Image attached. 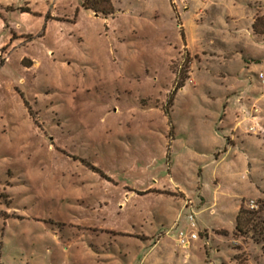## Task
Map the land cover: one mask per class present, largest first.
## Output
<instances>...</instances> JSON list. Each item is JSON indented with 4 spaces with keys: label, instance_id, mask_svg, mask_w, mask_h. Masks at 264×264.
Wrapping results in <instances>:
<instances>
[{
    "label": "rangeland",
    "instance_id": "obj_1",
    "mask_svg": "<svg viewBox=\"0 0 264 264\" xmlns=\"http://www.w3.org/2000/svg\"><path fill=\"white\" fill-rule=\"evenodd\" d=\"M171 1L169 39L185 21L213 31L204 46L166 42L153 27L129 33L124 19L89 11L75 25L82 0H0V264H107V255L133 264L146 253L137 243L147 251L152 242L107 227L169 230L180 204L143 191L161 178L181 184L196 209L188 264H264V0H242L238 21L237 0ZM113 3L121 17L144 4ZM161 17L157 26L169 28ZM252 114L256 132L252 120L236 129Z\"/></svg>",
    "mask_w": 264,
    "mask_h": 264
},
{
    "label": "crops",
    "instance_id": "obj_2",
    "mask_svg": "<svg viewBox=\"0 0 264 264\" xmlns=\"http://www.w3.org/2000/svg\"><path fill=\"white\" fill-rule=\"evenodd\" d=\"M142 1L144 2V4H143L144 8L142 6L139 7L137 11L135 10L136 13H132V11H131L129 16H127V17H125V16L121 17V16L116 15V8L114 6L113 7L115 8V14L112 16V19H107L108 17H105L102 14H97L93 11H89V12L91 14L95 15L94 18H98V17L105 18V20H111V23L113 21H120L119 19H124L125 30L129 33L130 32L131 33H137V32L142 31V29H144V28L152 29V27H153L154 31L161 32V34L165 35L166 42H169L172 40L180 41V38H182L183 41H185V40H190V41L191 40H198L204 46L206 44V41L210 40L209 35L211 32L213 33L212 30L211 31L206 30L203 25H198L199 28H198V31L196 32V31L192 30L193 26L192 27L191 26L188 27V25L186 26L185 21H183V24H179L180 25V34L179 33L175 34L176 38L170 37V39H169L167 32L168 31L172 32L174 27H175L174 26L175 25V23H174V21H175V18H174L175 10L173 9L172 1L171 0H157V1L155 0L152 3H150L151 0H142ZM111 2H112V5H114L113 0H111ZM214 2H215V4H217L216 1H214ZM242 2H243L242 0H241V2L239 0H237V4L233 5L231 7L230 14L236 16V17H234L235 19H237L235 21H238L240 19L243 20L247 14ZM142 8L144 10H142ZM150 9L152 10V12L156 16L155 17L156 19L154 21L153 20L151 21L152 24H150L149 22H146V20H144V18H143L144 11H146V10L150 11ZM85 11L86 10H84L82 7L77 9L76 16H75L76 18L73 20L75 25L78 24L79 16L84 15ZM127 11H129V9H127ZM220 11H222V10H220ZM225 12L227 13V11H225ZM225 12H224V14H225ZM189 13H190V10H188L186 12V14H189ZM122 14L124 15L125 11H123ZM164 14H167L170 16L169 28H165L161 25L159 27L157 26L159 23H162L164 21V19H162L163 21L161 19H159ZM228 14L229 13H227L226 15H228ZM263 17H264V15H263ZM161 18H163V17H161ZM225 18L232 19V17H225ZM225 18H223V20H225ZM260 18H262V17H260ZM260 18L257 19V22L260 20ZM212 19L213 18L209 19V22L212 21ZM144 21H145V25L143 27ZM188 22H189V20H188ZM153 23H154V25H153ZM165 23H168V22L165 21ZM182 25H183V27H182ZM209 25H212V23L210 22ZM262 31H264V29L258 30L257 34L262 35L264 37V33ZM217 35H219V34H217ZM167 40H169V41H167ZM165 47H168L167 43L165 44ZM165 47H163V48H165ZM234 48H238V44ZM241 48H242V46H241ZM162 50L164 51L165 49H162ZM260 51L264 52L263 46L260 49ZM258 52H259V49H258ZM231 54L235 55V56H237L238 54L244 55V50L241 49V52L239 51V53L237 52V50H234L231 52ZM245 62L249 66L247 68V71L250 73L252 71V69H251L252 66L249 63H247V61H244V63ZM255 62H257V60ZM260 74H263V76H264V73H260ZM237 77H239V76L237 75ZM241 77H242V75L239 78H241ZM247 79L248 78H245L244 80H242L240 82V84H237V82H236L235 86L233 87L234 91H236V89H238L237 87H239V86H240V88H242L243 84L247 85V83H248ZM263 79H264V77H263ZM263 83H264V81H263ZM262 89H264V87ZM245 93H247V91ZM238 103L239 102H238V99L236 96L234 98L230 99V106L231 107H229V109H227V113L229 115L228 117H230L231 120L233 119L234 112H235V110H233V109H236V107L239 105ZM239 111L241 113L242 110L239 109ZM165 115L169 118L167 137L169 139V145H170L169 147H171L172 143L176 139V130H175V134H173L174 133V130H172L173 126L172 127L170 126L171 116L168 115L167 113H165ZM236 119L237 118H235V121H236ZM240 120H242V121H239L238 124H235L236 129H242V123H245L246 120H248L247 121L248 123L246 122V126L247 125L249 126L251 119L245 118L243 116V118H241ZM257 120H258V118H257ZM223 123H224V120H223V122L221 121L220 124H223ZM234 131H236L235 128L230 130L231 133ZM232 135L235 136L236 138L238 137L236 134H232ZM232 139L234 140V143L232 145H236L238 141L239 142L242 141V142H245L246 145L251 146L250 145L251 143L244 141L242 139H239V140L236 139V141H235V138L232 137ZM225 159H226V157L223 158V160H225ZM221 166H222V160L220 163L217 164L216 167L219 169V168H221ZM143 191H145L144 194H148V193L154 194L158 199H164L166 197H170V198H172L173 201L178 202V204H180V211L176 217L174 224L170 227V229L169 230H161L159 232H156L154 235H152V233L150 231H148V232L142 231V232L133 234L130 228L117 227V226L107 227V231L110 233H113V234H117L121 237L140 238L145 243L146 242H152L151 243L152 248L147 250V251L145 249H147L148 245L142 246V244L140 242L137 243V247L140 250H144L146 253L140 259L139 258L135 259L133 264H188V263H190L189 259L193 255V250L197 247L196 241H198L199 238L196 240L190 241L188 246H181L179 244V241H178V234L180 231H185L188 234L193 233V232L199 233V229L197 227L193 228L191 226L190 221L188 219V214H189L190 210H189V208L184 207V200H189L191 202V200L189 199V194H187L186 189L181 184L177 183L173 179L167 180V178H161V179H158L155 182V184L150 185L149 188H143ZM165 191H169L170 194H166L167 192H165ZM182 214L184 216H181ZM182 220H185L187 225H186V227L180 228L179 226H180V223ZM163 233H165L164 236H162ZM207 234H208V237H206V239L210 240L209 232H207ZM134 245H136V243H134ZM160 248H161V250H159ZM157 251H159L158 255L155 256L154 258H152L153 253H155ZM119 254H123V253L120 252ZM125 256H127V255L125 254ZM105 260L107 261V264H124L120 260L119 257L114 258L111 255H107L105 257Z\"/></svg>",
    "mask_w": 264,
    "mask_h": 264
},
{
    "label": "trees",
    "instance_id": "obj_3",
    "mask_svg": "<svg viewBox=\"0 0 264 264\" xmlns=\"http://www.w3.org/2000/svg\"><path fill=\"white\" fill-rule=\"evenodd\" d=\"M81 7L86 11H93L97 14H102L105 17H110L115 14V8L112 5L111 0H82ZM264 33V31H262ZM182 88V84L179 82L177 83L175 90H179ZM175 92V91H174ZM173 92V93H174ZM166 113H168L167 110H165ZM245 213L244 210H241L238 214L237 218V230L240 231L241 229V223L243 214Z\"/></svg>",
    "mask_w": 264,
    "mask_h": 264
},
{
    "label": "built area",
    "instance_id": "obj_4",
    "mask_svg": "<svg viewBox=\"0 0 264 264\" xmlns=\"http://www.w3.org/2000/svg\"><path fill=\"white\" fill-rule=\"evenodd\" d=\"M264 76L263 74H260V78L262 79ZM255 112H257V110H255ZM250 119L252 120V125L249 127V131L250 132H256V129H257V126H258V123H257V116L256 115H251ZM184 207L185 208H189V214H188V219L190 221V224L193 228H196L197 227V222H196V218H195V207L191 204V202L189 200H186L185 203H184ZM251 209H255V205L252 204L251 206ZM199 238V233L197 232H193V233H186L185 231H180L179 234H178V241H179V244L181 246H188L189 245V242L192 241V240H196Z\"/></svg>",
    "mask_w": 264,
    "mask_h": 264
}]
</instances>
